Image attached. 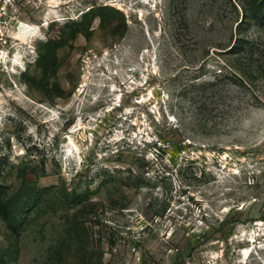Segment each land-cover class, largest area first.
I'll list each match as a JSON object with an SVG mask.
<instances>
[{"label": "rangeland", "instance_id": "1", "mask_svg": "<svg viewBox=\"0 0 264 264\" xmlns=\"http://www.w3.org/2000/svg\"><path fill=\"white\" fill-rule=\"evenodd\" d=\"M49 1L0 0V264H264L248 0Z\"/></svg>", "mask_w": 264, "mask_h": 264}, {"label": "trees", "instance_id": "2", "mask_svg": "<svg viewBox=\"0 0 264 264\" xmlns=\"http://www.w3.org/2000/svg\"><path fill=\"white\" fill-rule=\"evenodd\" d=\"M246 7L244 11L249 13V20L254 21L259 27L264 28V0H248L246 2ZM246 45L249 47L252 46V44L246 40H238L237 47H239L240 50L246 47Z\"/></svg>", "mask_w": 264, "mask_h": 264}, {"label": "bare ground", "instance_id": "3", "mask_svg": "<svg viewBox=\"0 0 264 264\" xmlns=\"http://www.w3.org/2000/svg\"><path fill=\"white\" fill-rule=\"evenodd\" d=\"M55 2L54 0H50L49 3ZM36 29L30 28L27 26H23L19 34L17 35V40L22 41V43H26L25 39L28 35H32L35 33ZM244 254H248V250L244 251Z\"/></svg>", "mask_w": 264, "mask_h": 264}]
</instances>
